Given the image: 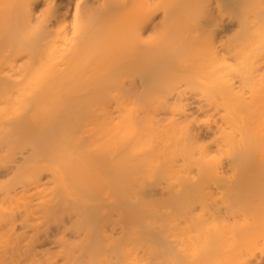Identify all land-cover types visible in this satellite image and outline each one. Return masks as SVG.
I'll return each instance as SVG.
<instances>
[{
    "label": "bare ground",
    "instance_id": "1",
    "mask_svg": "<svg viewBox=\"0 0 264 264\" xmlns=\"http://www.w3.org/2000/svg\"><path fill=\"white\" fill-rule=\"evenodd\" d=\"M171 1L0 0V264H264V0Z\"/></svg>",
    "mask_w": 264,
    "mask_h": 264
},
{
    "label": "rangeland",
    "instance_id": "2",
    "mask_svg": "<svg viewBox=\"0 0 264 264\" xmlns=\"http://www.w3.org/2000/svg\"><path fill=\"white\" fill-rule=\"evenodd\" d=\"M174 4L176 3L175 0ZM171 1V2H173ZM173 4V3H171ZM172 5L170 11L172 13L171 20H168L167 24L163 26L162 23V14L163 12L158 10V12L155 13L153 16V22L148 27V29L145 31L146 36L156 38L157 36L163 37L167 41H177V39L183 37L187 31L194 29V27L197 24L198 17L201 15L200 10L197 7H191L186 8L182 7V5ZM222 12H226V8L222 9ZM225 18V17H224ZM224 20V19H223ZM226 21V20H224ZM153 24L159 26L157 29L159 31L154 32ZM226 30H230L234 27V23L226 24ZM162 26L164 28H162ZM161 27V28H160ZM160 28V29H159ZM163 29V31L161 30ZM162 31V33H161ZM247 92V91H246ZM10 169H0V178L7 179L11 176V173L9 171ZM261 187V184L258 182V178H253L252 180L247 181L245 184L240 186V189L242 190L238 196L240 198H249L252 196L253 192L258 190Z\"/></svg>",
    "mask_w": 264,
    "mask_h": 264
}]
</instances>
